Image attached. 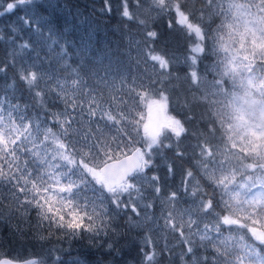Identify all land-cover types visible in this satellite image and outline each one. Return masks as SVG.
I'll list each match as a JSON object with an SVG mask.
<instances>
[{
    "label": "snow or ice",
    "instance_id": "obj_1",
    "mask_svg": "<svg viewBox=\"0 0 264 264\" xmlns=\"http://www.w3.org/2000/svg\"><path fill=\"white\" fill-rule=\"evenodd\" d=\"M35 7L0 0V18L23 13L0 29V209L27 227L14 239L30 234L41 252L0 251V264H67L64 245L83 240L114 256L122 228L149 223L141 264H264V0H119L118 23L140 39L137 72L117 70L118 82L86 49L69 63L67 41ZM101 11L110 16L112 0ZM164 17L187 43L192 96L153 123V106L179 103L166 94L173 59L150 46ZM53 54L63 74L44 67Z\"/></svg>",
    "mask_w": 264,
    "mask_h": 264
},
{
    "label": "rangeland",
    "instance_id": "obj_2",
    "mask_svg": "<svg viewBox=\"0 0 264 264\" xmlns=\"http://www.w3.org/2000/svg\"><path fill=\"white\" fill-rule=\"evenodd\" d=\"M63 2L64 1L62 0H46V5L48 6V14L46 15V18L52 22L50 26L56 33V36L59 37L62 34L63 40L67 41V47L71 49V51L68 52L69 63L74 61L79 62L80 57L77 55L78 51L86 49L88 57L94 61L103 60L104 65L111 62L113 68L112 75L109 77L110 79H116L118 82L119 78L116 75L117 70L125 74H127L128 71L133 74L137 72V49L131 41L139 40L140 36L138 37L133 34H127L117 26L111 29L106 27L105 29L101 28L100 25L97 24L95 18L91 15L85 13L82 9L80 10L77 6L73 8L68 7ZM84 5L87 6L88 4L85 3ZM33 12L40 17L37 12V7L33 9ZM22 14V12H19L17 15H13L10 18H3V20L8 25L15 24L17 16ZM216 23H219V20H217ZM33 39L36 38L33 37ZM150 46L154 47L157 52H165L162 50L164 47L161 49V47H158L156 44ZM5 48L7 50V45H5ZM164 49L167 51L166 48ZM47 51V48H43L42 55L47 53ZM171 52V50H168V54L166 55L173 59V77L172 82L168 85V92L166 94H172L182 84L184 89L181 91V96L185 98L187 95L188 98H191L192 93L189 91V85L183 79L190 71L188 64H186L184 60L186 55L184 56L180 53L171 54ZM106 53L108 54L107 57L105 56ZM208 58V61L204 62L202 65L201 63L197 65V69L200 73H203L210 63H214L215 58L211 54H209ZM44 67L46 69L51 68L53 71L63 74V67L54 54L50 56L44 64ZM143 67V63H141L139 69L143 70ZM100 75L104 76L105 73L101 71ZM236 91L238 94H242L241 90L236 89ZM157 98L158 97L155 94H152L146 99L145 103L140 104V111L145 116L144 122H148V108L146 103ZM173 100H176V95L173 96ZM178 108V103H170L167 112L164 113L160 112L156 106H153L151 114L153 123L163 121L166 115H179V113L177 114ZM181 206L186 207V205ZM4 208L7 209V203H5ZM159 210L160 206L157 204L155 210L157 215H159ZM120 223L124 224V221H121ZM17 226L21 229H25L27 233L26 225L16 216H13V221L9 222L5 233L0 229V241L4 242V247L0 249V251H3L5 254H10L12 257H24L29 256L33 252H41L39 244L31 239L30 234H26L19 240L14 239L13 232L16 231ZM151 227L152 224L149 223L145 228H131L136 234L140 245H143L141 234L146 233L147 229ZM55 243L56 241L53 240L52 244ZM16 245H18V247ZM51 246L52 245L50 244L49 247ZM99 248L101 247H92L87 240L74 241L70 246L67 244L64 245L65 251L63 255L67 264H72V261L76 259L83 261L84 264H98L101 260L96 259L93 256V251ZM103 264L107 263L103 262Z\"/></svg>",
    "mask_w": 264,
    "mask_h": 264
},
{
    "label": "trees",
    "instance_id": "obj_3",
    "mask_svg": "<svg viewBox=\"0 0 264 264\" xmlns=\"http://www.w3.org/2000/svg\"><path fill=\"white\" fill-rule=\"evenodd\" d=\"M63 3L67 5L68 7H75L82 9L85 13L91 15L93 18H95L97 24L100 25L101 28H114L119 27L122 29L125 33L133 34L136 36H140L137 31V26L135 24H131L129 22V26H121L118 22L120 20V16L117 14L116 7L119 3V0H112L113 4V13L109 16L106 13L101 11V8L103 7V0H62ZM87 3L88 5L85 6L84 4ZM37 5V12L39 13L40 17L44 20H48L46 18L48 14V6L46 5V0H36ZM79 6V7H78ZM52 19V18H51ZM54 23V22H53ZM154 30H156L159 34V40L157 43H155L158 47H161V49L164 47L167 49V51L163 48L165 54H168V50H171V54L180 53L182 55H187V43L186 41L180 37L177 33L172 32L171 29L168 27V18L164 17L163 19H157L153 24L150 25ZM0 29H3L5 33L8 31V24L3 20V18H0ZM109 29V30H110ZM6 52V48L3 42H0V55H4ZM209 58L203 59L201 62V65L208 61ZM183 85L181 84L178 89L174 92L176 96H179V103H178V110L177 114H182L180 111V108L184 104V99L181 96V91L183 90ZM189 100L191 98H188ZM177 104V103H176ZM172 109V108H171ZM170 109V111H171ZM200 109H197V112H199ZM172 112V111H171ZM159 174L161 176L164 175L163 170H159ZM168 185H172L175 183L176 185H179L180 183V176L177 174V176L174 178H166ZM5 207V205H4ZM0 211H4L5 219H0V229L3 233L6 232V227L8 226L9 222L13 221V216L9 215L7 212V209L3 208L0 209ZM123 235L119 241L118 248L119 251L114 254V256H110L107 254L106 247H101L97 250L93 251V256L96 259H99L107 264H141L142 260V252L141 248L143 245H140V242L138 238L136 237V234L132 229H127L126 226L121 229ZM22 243V242H21ZM20 243V244H21ZM18 247V245H16ZM178 251V249H177ZM167 257V254H165V259Z\"/></svg>",
    "mask_w": 264,
    "mask_h": 264
}]
</instances>
